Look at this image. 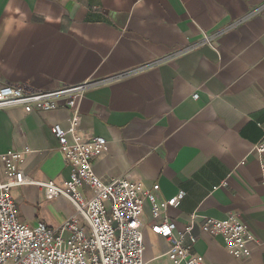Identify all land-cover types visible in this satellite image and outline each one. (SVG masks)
I'll return each instance as SVG.
<instances>
[{
    "label": "crops",
    "instance_id": "crops-1",
    "mask_svg": "<svg viewBox=\"0 0 264 264\" xmlns=\"http://www.w3.org/2000/svg\"><path fill=\"white\" fill-rule=\"evenodd\" d=\"M88 80L98 83L78 104L80 129L108 141L94 172L104 181L132 173L167 198L185 191L168 210L179 227L192 213L238 214L258 239L249 259L198 228L194 250L210 264H264V151L254 149L264 137V0H0V86L48 91ZM71 116L62 100L43 113L0 109V153L32 149L23 168L33 183L12 194L28 225L57 227L76 213L44 191L69 178L51 126L68 128ZM151 220L147 205L148 257L170 247Z\"/></svg>",
    "mask_w": 264,
    "mask_h": 264
},
{
    "label": "built area",
    "instance_id": "built-area-1",
    "mask_svg": "<svg viewBox=\"0 0 264 264\" xmlns=\"http://www.w3.org/2000/svg\"><path fill=\"white\" fill-rule=\"evenodd\" d=\"M212 36L205 35L203 43ZM201 44V43H200ZM199 44L174 50L161 63L184 54ZM153 66L144 65L138 70ZM98 82L84 81L64 84L54 90H37L27 83H4L0 86V109L22 107L26 113H43L59 106L62 100L72 113L71 124L63 128L53 124L51 132L58 140L59 151L70 167L63 183H44L47 199L65 196L76 206V213L57 227L44 222L28 225L20 220L13 190L33 183L23 165L29 146L21 150L0 153V264H210L205 255L196 252L198 237L195 230L223 238L228 253L238 260L251 257V243H258L249 226L236 213L223 219L190 215L183 227L168 214L185 197L180 190L165 197L155 183L146 187L143 181L126 176L104 181L93 169V160L108 150V141L80 129L81 112L78 104L87 91ZM194 99L199 94L193 95ZM254 149L264 151V137ZM264 182V159L261 160ZM150 206V230L170 242L169 250L152 257L146 255L143 221L146 206ZM166 258L169 263L163 262Z\"/></svg>",
    "mask_w": 264,
    "mask_h": 264
},
{
    "label": "rangeland",
    "instance_id": "rangeland-1",
    "mask_svg": "<svg viewBox=\"0 0 264 264\" xmlns=\"http://www.w3.org/2000/svg\"><path fill=\"white\" fill-rule=\"evenodd\" d=\"M151 239H152V240H155V239H156V237H154V236L151 234Z\"/></svg>",
    "mask_w": 264,
    "mask_h": 264
}]
</instances>
